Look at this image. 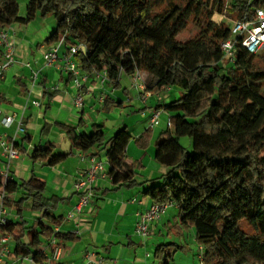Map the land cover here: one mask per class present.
<instances>
[{
  "label": "trees",
  "instance_id": "1",
  "mask_svg": "<svg viewBox=\"0 0 264 264\" xmlns=\"http://www.w3.org/2000/svg\"><path fill=\"white\" fill-rule=\"evenodd\" d=\"M257 7H264V0H212L211 7L208 0H28L26 14L20 16L17 0H0V30L51 13L56 25L45 42L54 44L65 34L68 44H83L87 52L74 57L83 71H105L114 87L122 73L139 72L146 75L145 90L151 93L166 86L180 91L156 107L170 113V126L155 140L154 159L166 172L154 179L137 182L141 165L126 163V144L147 148L151 128L133 136L123 126L106 139L101 125L79 134L62 124L73 147L94 149L97 155L105 150L113 185H137L152 204H176L178 220L166 233L175 239L156 245L159 264H170L178 249L186 251L180 241L183 229L194 230L204 264H264V89L252 88L264 83V66L256 61L264 60V48L251 54L238 47L234 62L224 61L220 44L230 37L229 22L212 19L214 13L252 19ZM190 20L197 33L183 39ZM183 136L191 139V150L180 144ZM30 156L53 166L68 154L47 145L35 147ZM44 190L34 175L17 182L0 174L2 205L14 208L20 218L6 217L1 227L2 234L11 236L7 259L15 264L26 258L45 264L43 248L51 237L77 238L54 231L64 217L53 215L59 199L47 198ZM17 193L21 196L14 199ZM24 203L39 213L30 225L23 220ZM135 234L147 238L149 233Z\"/></svg>",
  "mask_w": 264,
  "mask_h": 264
},
{
  "label": "crops",
  "instance_id": "2",
  "mask_svg": "<svg viewBox=\"0 0 264 264\" xmlns=\"http://www.w3.org/2000/svg\"><path fill=\"white\" fill-rule=\"evenodd\" d=\"M30 26L31 23L29 22H15L5 27L15 41V63L3 72L0 80V110L2 114L15 113L17 117L21 116L25 127V132L14 138V144L19 151V155L9 163L11 178L17 182H22L34 175L43 181L45 184L44 195L47 198L59 199L53 215L64 217L77 201V193L74 191L76 178L88 166L87 155L95 152V150L83 151L73 147L66 131L62 128V124L74 127L79 134H89L92 132V126L89 125V122L92 125L97 124L102 127L105 125V122L90 121L86 116L88 112L97 108L98 103L100 104V96L104 95L106 99V102L101 103L100 109H102L110 106L111 101L114 102V105H120L125 97L133 101L132 94L133 96L136 94L134 102H138V105L142 107L141 109H146L145 113L142 112L143 117L141 116L142 118L146 117V121L142 120L139 125H135V128H133L135 129L134 134L128 131L131 135L138 136L145 129L151 128L152 138L145 149L138 148L133 141L128 142L126 144V163L136 161L141 165L137 168L138 173L135 176L137 182L154 179L164 174L166 168L154 159L155 148L151 153L152 141L155 147L157 138H155L157 132L155 124L158 119L153 125H150L149 119L154 111H159L156 110L158 105H165L174 100L180 95V91H173L171 87L166 86L157 93H151L135 87L132 76L124 73L120 75L117 87H114L112 82L101 83L90 78L85 83L86 86L90 87V90L84 95L82 108H77L74 104L76 89L72 86L70 77L57 66L44 67L42 55L53 45L45 42L50 34L40 40L39 34L41 35L44 32L42 30L39 32V30ZM1 54L2 48L0 46V62H3ZM33 71H38V76L35 84L32 85L30 81ZM142 78L145 79L146 75L142 74ZM52 85H57L58 90L51 91L47 89ZM32 100L39 101L40 106H33L31 104ZM169 117L168 115L159 125H162V127L167 126ZM124 121L123 119L113 121L110 131H114V134L119 128L128 127L122 124ZM162 127H160V132L164 131ZM13 134L14 125L5 128L0 120V135L12 140ZM131 144L140 150L135 151L132 149L135 156H130L127 153L128 149L131 148ZM47 145H51L55 152L61 149L63 152H59L66 153L68 156L53 166L46 164L43 160L34 161L30 156L32 150L35 147L42 148ZM103 153H105V150H103ZM81 155H84L85 158L81 159ZM147 155L148 162L145 158ZM103 156L106 155L103 154ZM0 158V168H2L4 160L1 155ZM92 188L93 196L89 208L74 219H63L62 224L59 226L61 232L75 233L77 238L76 240L57 239L61 248V255L57 261H53L51 264H95L85 261L84 257L87 252H95L97 256L104 257L107 264H114V261H117L115 264H127V261L121 260L120 257L117 260H112L108 255H111L116 246L130 249L136 244L135 241L141 240V237L135 234L136 213L143 211L152 204L150 198L142 194L144 188L137 185L134 187H116L111 183L109 177L98 178ZM17 194L20 195V193ZM17 194L13 196L14 199L18 198ZM6 211L8 219L20 220L14 208H6ZM23 220L27 221V225L31 224L30 220L24 218V216ZM177 220L178 208L176 206L167 207L160 219L153 223L148 239L143 238L142 244L147 245L148 240H153L156 236L157 238L163 236V232L168 229V226ZM193 238L195 241V236ZM180 241L187 243L184 236ZM6 245L10 250L13 244L9 241ZM120 248L118 250H121ZM187 249L186 251L190 253V264H193L197 248H189L190 251ZM44 251L47 253L48 249L45 248ZM119 252L121 253V251ZM96 259L97 257H93L92 261ZM138 263L148 264V260L145 259ZM22 264L35 263L26 258Z\"/></svg>",
  "mask_w": 264,
  "mask_h": 264
},
{
  "label": "built area",
  "instance_id": "3",
  "mask_svg": "<svg viewBox=\"0 0 264 264\" xmlns=\"http://www.w3.org/2000/svg\"><path fill=\"white\" fill-rule=\"evenodd\" d=\"M233 25L230 26V37L223 40L220 44L223 60L228 63H233L235 60V51L238 47H241L245 51L251 54H257L264 48V7H257L254 9L252 19H236L233 20ZM0 46L2 48L3 62H0V80L2 79L3 72L13 63H15L14 49L15 41L11 37L8 30H0ZM62 50V52H60ZM83 50L87 52L86 47L83 44H68L66 42L65 34L61 35L57 42L51 45L42 55L44 67H59L66 73L70 79L72 86L76 89V95L74 97V104L77 108H82L84 95L90 87L85 83L88 79L93 78L98 82H108L105 71H93L91 73L83 71L75 61L74 57L77 53ZM38 76V71H33L31 75V84H35ZM132 81L135 87L145 90V83L142 75L136 72L132 75ZM51 91L58 90L57 85H52L47 88ZM105 96L99 97V102L103 103ZM33 106H40L39 101L32 100ZM160 112L154 111L149 121L150 125H153L158 119ZM170 116V113H169ZM1 124L5 128L12 127L14 125L13 139L8 140L7 137L0 135V155L4 160L2 168H0V174L4 180L10 179L9 163L12 159L17 158L19 151L14 144V138L18 134L25 132L23 119L21 116L17 117L13 114H2L0 110ZM167 126H170V117L167 119ZM85 156L81 155V159ZM88 166L85 170L81 171L74 183V191L77 193V201L72 205L70 210L65 214L64 220L74 219L80 215L84 210L89 208L90 202L93 196V184L98 178L109 177L107 170V158L100 157L97 154L87 155ZM4 193L0 192V264H14L12 261L7 260V254L9 248L6 245L11 236L8 234H2L1 227L6 221L7 211L2 205V199ZM176 206L173 202L151 204L143 211L136 213L135 232L142 237L149 233L150 226L160 219L161 215L166 211L167 207ZM59 227H55L54 231H58ZM48 249L46 253L44 250ZM43 248V253L47 257L45 264H51L53 261H57L61 255V248L58 245L57 238L51 237L47 244ZM93 257H97L95 261H92ZM85 261L87 263L106 264L104 259L97 256L95 252H87L85 254ZM193 264H204L203 262V247L200 245L198 252L195 255Z\"/></svg>",
  "mask_w": 264,
  "mask_h": 264
},
{
  "label": "rangeland",
  "instance_id": "4",
  "mask_svg": "<svg viewBox=\"0 0 264 264\" xmlns=\"http://www.w3.org/2000/svg\"><path fill=\"white\" fill-rule=\"evenodd\" d=\"M18 3V15H25L26 14V8H27V3L28 0H17ZM209 3V7H211L212 4V0H208ZM212 19L216 22L218 21H225L226 23H228L229 27L233 25V20L234 19H228L224 13L219 14V13H214V15L212 16ZM29 23H31V28H35L37 30H42L44 33L43 34H39V38L40 40H42L43 38H45L46 36H48L53 29L55 28V19L53 17V15L51 13L45 15V16H41V15H37L36 18L32 19L29 21ZM197 33V28L194 25L193 20L188 21L187 23V27L186 29L182 32L181 34V38H187L190 36H193ZM264 52V50L260 53L262 54ZM257 63L260 66H264V60H261L259 57L256 59ZM171 88L173 89V91L178 90L177 87L175 86H171ZM253 90L256 92H259L260 90L264 89V83L261 86H252ZM136 95V94H135ZM132 94V98L133 101L128 100L126 97L125 99H123L124 101L120 104V105H114V102H110L108 107L106 108H101V103L97 105V108L88 112L87 113V119L94 120V122L97 123H102L105 122V125L102 127L104 136L106 139H109L110 136L113 135L114 131H110V127H111V123L113 121H121V119L125 120L124 123L127 125L128 130L131 132V134H134L135 132V125H139L140 122L146 121V117L142 118V112L145 113L146 109H141L142 107H140V105H138L139 103H135L134 102V97ZM140 103L142 105H144V103H142L140 101ZM122 105V106H121ZM99 109V110H98ZM161 115L157 122H156V130L157 132L155 133V138L158 136V133L160 132V127H162V125H159L162 121H164L165 118L168 117L169 112L160 109L159 110ZM164 115V116H163ZM142 116V117H141ZM167 116V117H166ZM89 125L92 126V124L89 122ZM163 130H165L167 128L166 125H164ZM11 130H13V128H11ZM179 142L182 146H184L187 150H191L192 149V142L191 139L187 136H183L179 138ZM154 146H153V141L151 144V153L152 151H154ZM135 151H140L138 148H136L133 144H131V148L130 150L128 149L127 153L130 156H135L133 150ZM58 151V150H57ZM61 152H63L61 149L59 150ZM58 151V152H59ZM103 150L99 151V156L100 157H104L103 156ZM147 158L146 161L148 162V155L145 157ZM145 174V173H142ZM18 197H20L21 195L17 194ZM172 209V208H170ZM22 215L24 216V218L29 219L30 223L33 222V220L35 219L34 216H38L39 213L35 212V211H31L28 207L27 203H24L23 205V211H22ZM193 229L190 230H185L183 229V236L186 239L187 243H184L187 247H188V251H190L189 248H197L198 245L197 243H195L194 241V234H193ZM172 233L176 232L175 228H172ZM167 230H165V232H163V236H160L157 238V236L153 239V240H148V244H142L143 238H141L140 241H135V245L132 248H120L119 246H116V249H114L111 253V255H108L109 258H111L112 260H117V258L120 257L121 260H125L127 261V264H139V261H144L145 259L148 260V264H159L160 259L155 258L154 257V251L156 248V245L158 243H167L170 241H173L175 239V237H173V235L171 237L166 236ZM157 235V234H156ZM165 235V236H164ZM160 238V239H159ZM148 239V237L146 238V240ZM193 245V246H191ZM118 248H120L121 250H118ZM121 251V253L119 252ZM148 254V255H147ZM190 253H188L187 251L178 249L176 252L173 253L172 255V259L170 261V264H190ZM119 260V259H118ZM117 261H114L113 263L115 264Z\"/></svg>",
  "mask_w": 264,
  "mask_h": 264
}]
</instances>
